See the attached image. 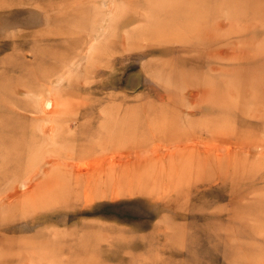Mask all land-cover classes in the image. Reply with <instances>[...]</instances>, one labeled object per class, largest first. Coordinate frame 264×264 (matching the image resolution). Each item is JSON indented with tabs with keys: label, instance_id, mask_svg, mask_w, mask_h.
Returning a JSON list of instances; mask_svg holds the SVG:
<instances>
[{
	"label": "rangeland",
	"instance_id": "1",
	"mask_svg": "<svg viewBox=\"0 0 264 264\" xmlns=\"http://www.w3.org/2000/svg\"><path fill=\"white\" fill-rule=\"evenodd\" d=\"M198 1L0 0V264H264V0Z\"/></svg>",
	"mask_w": 264,
	"mask_h": 264
},
{
	"label": "bare ground",
	"instance_id": "2",
	"mask_svg": "<svg viewBox=\"0 0 264 264\" xmlns=\"http://www.w3.org/2000/svg\"><path fill=\"white\" fill-rule=\"evenodd\" d=\"M201 1V0H200ZM198 1V2H200ZM190 4H193L192 3V0H172V2H167V3H164L162 6H160L161 8V13L159 14V21L157 20L155 23H153L152 25V31L154 32H160V33H167V36L166 37H173V36H176V38L178 39V37H181L183 36V39L185 40H189V43H193L194 45H197V43H203L204 41V38L201 36V32H200V26L201 25H198L196 29H194V26L192 23H190L189 19L187 16L183 15V11L184 9L190 5ZM97 5V4H96ZM184 20H187L185 23H183ZM182 38V37H181ZM204 45V43H203ZM223 54V53H222ZM188 92V91H187ZM52 99V98H51ZM49 100V99H48ZM46 102V101H45ZM47 103L49 104V107L52 106V102H48ZM46 103V104H47ZM45 105V104H44ZM55 105V104H54ZM47 108V106H46ZM52 108V107H51ZM54 108V107H53ZM58 108V107H56ZM51 112V111H50ZM49 112V113H50ZM48 113V111H47ZM52 126V125H51ZM50 127V126H49ZM51 130V129H50ZM51 132V131H50ZM203 138V137H202ZM202 140V139H201ZM192 142V141H190ZM189 142V143H190ZM198 143V142H197ZM206 143V142H205ZM209 143V142H208ZM178 145V144H177ZM176 145V146H177ZM183 145V144H182ZM193 145V144H192ZM202 145V144H201ZM168 146V145H167ZM194 146V145H193ZM197 146V145H196ZM219 146V145H218ZM207 147V146H206ZM206 152V151H205ZM107 155V154H106ZM126 156V155H125ZM113 157V156H112ZM117 158V157H116ZM110 159V158H108ZM55 161H57L58 159H54ZM60 160V159H59ZM65 160V159H64ZM125 160V159H124ZM47 161V160H46ZM49 161V160H48ZM52 161V160H51ZM118 161V159H117ZM116 161V162H117ZM45 162V161H44ZM50 162V161H49ZM60 162V161H59ZM63 162V161H62ZM67 161H65L64 163H66ZM51 163V162H50ZM50 163H48L50 165ZM55 162H52L51 164H53ZM58 163V162H56ZM61 164V163H59ZM75 164V163H74ZM48 165V166H49ZM55 165V164H54ZM45 166V165H44ZM47 166V167H48ZM53 166V165H52ZM74 167V165H72ZM78 166V165H77ZM40 167V166H39ZM45 167V169H47V171H49V168ZM50 167V166H49ZM72 167V168H73ZM87 167V166H86ZM43 168H41V171H42ZM77 169V167H76ZM72 170V169H71ZM78 170V169H77ZM44 171V170H43ZM46 171V170H45ZM82 171V169H81ZM84 171V170H83ZM30 172V171H29ZM38 173V171H33V172H30V174H35V173ZM85 172V171H84ZM88 172V171H87ZM42 175V174H41ZM20 176H23V175H20ZM20 176H17L14 180L16 181V179L18 178V180L20 181ZM25 176V175H24ZM24 176L22 178H24ZM56 175H49L47 176V173H46V176L42 179V181L40 182V187H39V190H34L33 187L31 186V188L27 187L28 188V192L25 191V198H29V200H31L32 202H36L37 203H40L42 205H46L47 204H53L54 202L55 203H58V201L62 200L63 199V194H62V191H63V184L61 183L60 179L58 176ZM32 177V176H31ZM36 177V176H35ZM34 178V177H33ZM37 178H40V177H37ZM41 179V178H40ZM17 180V181H18ZM32 180H35V179H32ZM37 180V179H36ZM36 182V181H35ZM24 183V182H23ZM28 183V182H27ZM26 183V184H27ZM30 183V182H29ZM20 184V183H19ZM31 184V183H30ZM35 185V183H33ZM22 185V184H21ZM29 185V184H28ZM11 186L15 187L14 184L12 183ZM25 187V186H24ZM23 188V186H22ZM25 188V189H27ZM70 187L68 186L67 189L65 191H68L69 192V189ZM16 189V187H15ZM14 189V190H15ZM44 190L46 192V195H43V193L41 194L40 191L41 190ZM13 190V191H14ZM22 190V189H21ZM52 190V192H50ZM19 191V189H18ZM49 191V192H48ZM16 192V191H15ZM14 193V192H12ZM20 193V192H18ZM22 193V192H21ZM70 193V192H69ZM6 196H8L7 194H5ZM4 195V197H5ZM13 195V194H11ZM14 198V197H13ZM15 199V198H14ZM50 201V202H49ZM12 202V201H11ZM25 203H28L27 201L26 202H23V204ZM54 203V204H55ZM1 204V203H0ZM41 207V206H40ZM7 208H0V210H3L5 211ZM33 209L34 211L40 209L39 207L37 208H31Z\"/></svg>",
	"mask_w": 264,
	"mask_h": 264
}]
</instances>
